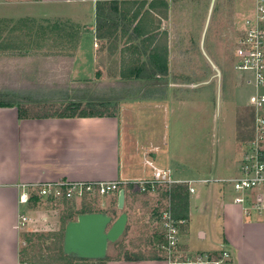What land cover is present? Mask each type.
Listing matches in <instances>:
<instances>
[{"label": "rangeland", "instance_id": "1", "mask_svg": "<svg viewBox=\"0 0 264 264\" xmlns=\"http://www.w3.org/2000/svg\"><path fill=\"white\" fill-rule=\"evenodd\" d=\"M7 1L17 0H0V14L6 9L2 2ZM165 1L168 5L167 15L164 17L163 10L157 9L158 12H162L165 21L161 26L163 32L156 34V46L161 47L164 44L168 46V33L171 32L173 35L171 71L186 73L196 70L203 73L204 80L210 83L194 91L193 106L189 104L187 110L183 112L177 110L178 119L175 123L179 126L177 129L170 121L167 126L162 123L160 130L168 133L170 149L173 148L175 157L170 160L167 151L165 159L162 158L163 163L157 166L169 168L166 163L169 160L170 164L173 163L172 168L178 167L187 173L192 172L188 175L192 180L233 178L239 174L242 159L249 153L248 144L253 136L252 112L246 106L253 88L246 83L243 74L234 70L233 58L243 20L252 11L253 0H215L208 22L212 0ZM111 2L112 0L107 1L108 6L100 19L104 27L102 33L107 28L117 26L124 29L132 28L133 16L139 13L140 16L137 18L140 19L148 8L146 5L140 10L141 0L130 2L125 7L121 0H117L118 12H112L109 9ZM33 7L39 13L33 18H0L1 105L16 106L25 116L53 117L61 115L68 104L76 103L80 105L78 111L126 115L128 119L136 121L141 117L147 123L152 125L155 123L156 100L160 102L161 99L163 101L166 99L167 80L156 78L155 73L158 71L154 70L155 65L150 58L151 46L141 43L144 39L138 44L132 43L134 38L127 33L113 34L114 47L112 44L108 50L113 51L112 54L114 53L117 59L108 64L104 76L103 71L97 76V67H101V64H97L96 68L92 64L95 68L93 70L84 62L83 56L78 64L84 68L77 72L78 74H72L82 27L59 16L70 13L73 8L65 3L49 2L43 6ZM25 8L17 6L14 10ZM42 11L46 12L45 18L42 17ZM17 16L20 15L15 17ZM154 35L153 33L152 38ZM212 64L220 71L219 78ZM175 81L194 84L201 82L182 78ZM182 113H185L184 117ZM186 123L188 128L185 126ZM175 136L177 138L172 142ZM243 137H247L245 141ZM187 141L189 144L186 145ZM146 146L149 150H143L141 162L149 158L150 154L159 151L158 147L151 148L150 144ZM161 154L162 152L158 155ZM208 187L211 186L197 184L194 186L196 196L189 195L191 234L189 238H183V233L180 241L182 243L180 251L185 256L190 251L204 252L202 250L206 247L194 234L195 224L209 227L210 223L199 212L213 211L216 216L214 223L220 225V229L215 230L216 237L219 236L216 235L218 230L224 237L228 234L225 227L224 231L222 230L223 220L219 218L220 213L226 218L235 214L234 207L224 206L231 205L226 204L229 200L231 202L233 196L230 185L222 189L228 193L229 199L224 198L225 204H221L220 213L215 197L210 204L207 202L203 207L202 202L204 194L206 195L209 190ZM212 187L216 191L220 186L214 184ZM162 192L159 190L148 201L143 199L142 201L134 197L138 192L131 190L129 195L138 207L144 204L151 205L146 231L139 229L130 231L131 227L128 226L119 240L108 244L106 261L74 264H106L107 260L124 259L126 255L136 258L133 249L129 248H139L146 237L149 238L151 252L145 257H164L161 249L162 222L164 214L170 211V205L168 197L165 200L160 198ZM131 205L132 208L136 206L135 203ZM112 206L116 207V211L110 210ZM43 207L48 217L43 225L36 224L35 227L21 230L20 251H29V256L27 255L21 264H33L30 260L34 256L33 262L36 264H59V243L55 234L63 228L61 216L82 210L100 213L110 211L114 216L116 213L120 215L126 213L125 208L121 211L117 208V197L108 195L88 196L82 200L71 201L49 200ZM207 226L205 227L209 230ZM187 240L191 242V250H187L188 247L185 246ZM225 243L226 248L231 251L229 239Z\"/></svg>", "mask_w": 264, "mask_h": 264}, {"label": "crops", "instance_id": "2", "mask_svg": "<svg viewBox=\"0 0 264 264\" xmlns=\"http://www.w3.org/2000/svg\"><path fill=\"white\" fill-rule=\"evenodd\" d=\"M99 1H7L2 2L6 6V9L1 12L0 18H33L36 14H39L33 6H43L48 2L69 4L73 8V11L59 17L67 18L82 27V34L80 33L81 40L76 52V62H74L72 74H78L77 72L82 71L84 68L78 64L79 59L83 56L84 62L89 67H92L93 64L96 68L97 64H101V67H97L96 72L97 76H99L98 73L103 71L104 76L107 73L108 64L113 62L112 60L117 59V56H114V53L112 54L113 51L110 52L108 50L113 41L115 42L112 37L113 34L127 33L134 38L132 39V43L138 44L144 39L141 43H147L151 46L152 50L157 45V32H163L161 26L165 20L162 12L157 11V9H161L160 5H155L152 10L149 8L152 2L157 3L162 0H148L149 2L141 0V3L144 2L143 8L146 5L149 8L147 10L144 9V14L147 15L148 21L143 22L141 34L138 35L134 32L133 28L135 24H133L132 28L128 29L118 26L107 28L103 34L101 31V37H99L97 34L96 18V6ZM123 1L121 0L124 3V7L127 3L131 2V0L130 2L127 0ZM137 1L132 0V2ZM17 6L26 8L24 10H14ZM42 12V17L45 18L46 12ZM16 15L20 16L15 17ZM77 29L79 31L78 27ZM153 33L155 35L152 38ZM167 44V71L165 73H155L156 78L161 77L167 80V95L164 101L163 99L160 102L156 100L154 110L155 123L153 125L147 123L141 117L136 121L128 119L126 115L119 116L115 114H111L108 117L70 119L24 115L20 119L18 107H0V264H20L21 230L26 227H35L37 226L36 224L43 225L48 219L46 215L47 211H45L43 205L50 199L40 196L39 190L42 185L58 182L112 183L122 180L148 179L150 178V171L141 162L143 150H149L146 148L147 144H150L149 147L151 148H159L157 153L149 155V158L155 165L163 163L162 158L165 159L167 151L170 160L175 157L173 148L170 149L168 133L165 131L163 133L160 127L162 123L167 126L170 121L172 125L174 124V128L177 129L179 127L175 124L178 119L177 110L183 112L185 109L187 110L189 104L193 106L194 91L202 89L210 81H205L203 73H198L196 70L186 73L171 71V55L173 53V35H171V32L168 33ZM112 46L114 47V44ZM94 67H92L93 70L95 69ZM216 69L218 70V68ZM217 76L218 78L220 77V71ZM181 78L201 82L194 84L191 82L177 83L175 81ZM107 79L106 75L105 80ZM185 126L188 128L187 123ZM175 138L177 137L175 136L172 142H175ZM187 144H189V141L186 142ZM161 152L162 154L158 155ZM169 162V160L166 162L167 166L172 171V176L176 181L192 180V178L188 177L192 172L187 173L178 167L172 168L173 163L170 164ZM122 188L125 191L126 228L130 226V231L137 229L145 230L148 224L147 219L151 205L144 204L138 207V204L129 195L131 190L133 192H136V190ZM208 188V192L206 195L204 194L203 207H205L207 202L210 204L215 197V200H218L220 213L221 204H225L223 202L224 198L226 200L229 199L228 193L222 190L223 188L221 187H218L219 189L216 191L212 186ZM22 195L27 196V204H23L22 201L20 202ZM108 196L117 197V193ZM153 196L152 194L138 193L134 197H137V200L143 199L148 201ZM194 196H196V193ZM132 203L136 205L133 208L131 207ZM226 204L231 205L224 206L235 208V214L231 215L229 219L220 213L219 218L223 220L222 230L224 231L225 227L228 232L225 237L219 233V230L216 234L219 236H215V230L216 228L220 229V225L214 223L216 216L213 211L199 212L211 223H208L209 227L205 225L209 230L204 225L195 224L194 234L206 246L202 251L215 249L221 242L225 243L229 239L234 260L233 264H264V214L258 215L254 211L246 212L242 207L233 204L230 200ZM112 207L110 210L114 209L116 211V207ZM190 211L191 206H189L188 220L184 227L186 229L184 231H187V233L183 232V235L181 232L180 241L182 235L183 238L190 237ZM104 213L113 217V220L120 216L118 213L114 216L110 211ZM187 241L188 243H185V246L188 247L187 250H191V242ZM129 249H133V254L137 256L136 258L131 257L132 260L129 261L114 259L109 260L106 264H166L164 257L161 256H158V258H146L149 252H151L148 237L145 240L143 239L139 248Z\"/></svg>", "mask_w": 264, "mask_h": 264}, {"label": "built area", "instance_id": "3", "mask_svg": "<svg viewBox=\"0 0 264 264\" xmlns=\"http://www.w3.org/2000/svg\"><path fill=\"white\" fill-rule=\"evenodd\" d=\"M234 70L243 74L253 92L246 106L252 112L253 136L248 144L249 153L242 159L239 174L228 179H198L176 181L169 168L154 164L148 157L143 165L150 171V178L114 181L112 183L58 182L41 186L39 194L53 202L82 200L85 197H103L118 193L121 187H131L140 194L155 195L159 190L170 191L174 185L185 186L189 195L196 193L197 184L221 188L229 186L233 193L231 201L246 212L264 214V0H253L252 11L243 20L237 46L233 54ZM146 157V156H145ZM220 184V185H219ZM226 188V187H225ZM123 189V188H122ZM169 199V197H168ZM27 204L28 198L21 196L20 202ZM170 205V204H169ZM24 220V218H22ZM185 220H174L170 211L164 214L162 222L161 249L166 264H233V254L221 242L215 249L191 252L180 251L181 226Z\"/></svg>", "mask_w": 264, "mask_h": 264}, {"label": "trees", "instance_id": "4", "mask_svg": "<svg viewBox=\"0 0 264 264\" xmlns=\"http://www.w3.org/2000/svg\"><path fill=\"white\" fill-rule=\"evenodd\" d=\"M107 1L109 0H104V1H99L97 3L96 6V18H97V34L99 37H101V31L104 28L102 23L100 22V19L102 18L103 12L105 11L106 7L108 6ZM123 1V0H122ZM130 2V0H127ZM125 2V0L123 1ZM132 2V0H131ZM122 5H124V3H121ZM129 4V3H127ZM141 8L144 7V2H142L141 4ZM155 5H160L161 9L164 12V17L166 15V11L168 9V5L166 3L165 0L162 1H158L157 3L152 2L149 5V8L152 10L154 9ZM110 11L112 12H118V6H117V0H112L110 7H109ZM148 14V13H146ZM139 13H137L136 15L133 16L132 22L133 24H135L134 26V32L137 33L138 35L141 34V30L143 29V27H141L143 25V22L148 21L147 19V15H143L138 21H137V17H138ZM103 34V33H102ZM164 36H167L166 34H164ZM150 58L152 63L155 65L154 70H157L160 73H165L167 71V47L166 44L160 46H156L155 48L153 47V49L150 52ZM156 63V64H155ZM158 68V69H157ZM125 78V76H124ZM0 107H10L8 105H1ZM80 105L73 103V104H68L67 107L64 109V111L62 112L61 115L59 116H53V117H58V118H63V119H70V118H93V117H108L111 114H108L106 112H100V111H93V112H86V111H78L80 110ZM18 115L19 118H23V114L22 112L19 110L18 111ZM240 136H242V134H239ZM247 137H243V140L245 141ZM126 190H131V187H125ZM163 192L161 193V197L163 198V200H165L167 197H169V204H170V215L171 217L178 221V220H188V212H189V193L188 190L185 186H181V185H174L173 187H171L170 191L167 192L166 190H162ZM87 213H93L91 211H78L76 213L73 214H66V216H61V220L63 222V228L57 233L55 234V236L57 237L58 243H59V259L58 262L59 264H74L77 262H102V260H81V259H77L76 257L73 256H69V255H65L63 253V236H64V230L65 227L67 225V223L71 222V221H75L77 219V217L81 214H87ZM183 226H181V232L183 233ZM27 242H30V240H27ZM29 256V251H20V264L23 263L25 261V257ZM133 258V257H132ZM131 256L126 255V257L123 259L125 261H129L132 260ZM158 258V257H157ZM33 259H35L34 257H31V260L33 264L34 263ZM160 259V257H159ZM117 260H121V259H117ZM103 261H106V259H103ZM109 261V260H107Z\"/></svg>", "mask_w": 264, "mask_h": 264}, {"label": "water", "instance_id": "5", "mask_svg": "<svg viewBox=\"0 0 264 264\" xmlns=\"http://www.w3.org/2000/svg\"><path fill=\"white\" fill-rule=\"evenodd\" d=\"M212 0L207 22L214 5ZM206 22V25H207ZM206 28V27H205ZM217 75L219 71L212 64ZM125 191L117 193V208L124 209ZM127 224V215L122 213L117 219L105 213L81 214L75 221L67 223L63 236V253L81 260H103L107 255V247L115 243L123 235Z\"/></svg>", "mask_w": 264, "mask_h": 264}, {"label": "bare ground", "instance_id": "6", "mask_svg": "<svg viewBox=\"0 0 264 264\" xmlns=\"http://www.w3.org/2000/svg\"><path fill=\"white\" fill-rule=\"evenodd\" d=\"M213 9V8H212ZM212 13V12H211Z\"/></svg>", "mask_w": 264, "mask_h": 264}]
</instances>
